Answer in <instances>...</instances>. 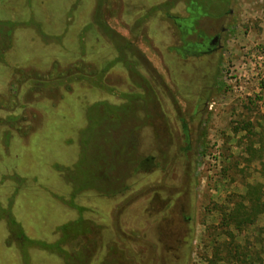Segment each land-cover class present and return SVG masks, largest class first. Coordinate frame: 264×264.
<instances>
[{
  "label": "rangeland",
  "instance_id": "obj_1",
  "mask_svg": "<svg viewBox=\"0 0 264 264\" xmlns=\"http://www.w3.org/2000/svg\"><path fill=\"white\" fill-rule=\"evenodd\" d=\"M203 1L197 30L228 29L205 78L169 50L189 0H0V264H264V212L245 219L244 201L248 184L264 194V104L252 100L250 65L264 46V0ZM205 86L188 178L154 118L161 106L172 114L167 91L188 118ZM161 144L166 171L138 169ZM165 181L183 189L191 216L173 254L148 219L150 186ZM10 217L32 245L6 243Z\"/></svg>",
  "mask_w": 264,
  "mask_h": 264
},
{
  "label": "flooded vegetation",
  "instance_id": "obj_2",
  "mask_svg": "<svg viewBox=\"0 0 264 264\" xmlns=\"http://www.w3.org/2000/svg\"><path fill=\"white\" fill-rule=\"evenodd\" d=\"M189 1L190 5L187 9V12H189L188 18H178L176 16L172 18L177 32L173 35L174 37L177 36V46L176 48H170L169 50L170 52L176 53L179 56V59L189 60L188 62H184L183 66H181L187 70V75H193L198 70H202L201 77L205 78L214 68L213 58L217 57L223 50V41L228 29L221 24H214L211 20L210 22H205L206 26H204L203 30H197L198 25H200V21H202L201 17L206 15V10L201 7L207 5L203 0ZM197 1H200L202 6L198 5ZM190 58L193 59V61H190ZM194 59L196 61H194ZM203 59H206V61L209 62L207 63ZM197 61L201 62L199 68H196L194 64H192ZM203 61L206 64L205 66ZM187 81L191 84L194 80L193 78H185L183 80L184 83ZM207 91L208 87L205 86L200 89V93L196 95V100L189 116L190 118L182 116L180 114L181 109H175L176 101L174 94L171 91H167V95L165 94V97H167L165 102L167 105L170 104L172 106V114L164 112L161 106L160 113L156 116L154 115V123L155 119L158 120L160 118L162 123L160 127H164V130L161 129L162 131H160V128H158L159 126L154 124V133H161V135L168 140L169 149H171V147L175 148L176 144L178 145V149L181 151L180 156L183 158V162H180L181 168L183 169L182 174L188 178L191 177L190 163L193 152L189 132V123L192 122V120L195 121L204 112L207 106ZM163 93H166V91L164 90ZM158 103L160 104L159 101ZM172 116L175 120L173 132L170 128ZM151 118H153V115ZM158 123H160V121ZM156 137L157 135L155 134V136H153V138H155L154 142L156 141ZM160 141L164 143L162 137ZM181 143H183V145ZM162 144L160 148H155L158 153L160 152L158 154L159 158H156L154 155L143 156L138 162V169H146L148 171L153 170L154 172H157L160 168V163L163 162L161 165V173L166 171L167 167L170 166V156H168L169 153L166 155L162 152ZM171 174H173V172L169 173V175ZM150 187L152 195L150 197L151 202L148 206V219L153 222V228L155 229L156 234L161 238H163V236H166L167 238L161 245L160 249L168 254H173L174 251L178 250L182 246L183 243V245H185L187 240H184L183 242L180 241V238L178 237L180 232L190 230L191 224L190 212L187 210L185 204L180 198L184 193L183 189L177 188L175 191L170 190V182L168 181L158 182ZM128 235L126 234L127 239L131 240L133 237H128ZM137 239L138 237L132 239V241H136ZM149 246L152 247V250H159V243L156 241H154V244H149ZM150 255H153V253L151 252Z\"/></svg>",
  "mask_w": 264,
  "mask_h": 264
},
{
  "label": "trees",
  "instance_id": "obj_3",
  "mask_svg": "<svg viewBox=\"0 0 264 264\" xmlns=\"http://www.w3.org/2000/svg\"><path fill=\"white\" fill-rule=\"evenodd\" d=\"M101 8H102V6H97V9H96V14H97L98 17L95 18V19L97 20L96 23H98V24H100V21L98 22L99 18L101 19ZM74 75H75L76 79H80L81 78V79H84V80H87V81L89 80L90 82L93 83V79H91V78H89L87 76H81L80 74H78V75L74 74ZM61 77H62V75H61ZM99 84H100V81H98L97 85H99ZM254 99H257V96H256V98L254 97L252 99L255 102ZM248 124H250V123L248 122ZM262 188H263V186L260 183L248 184L246 186V192H245V197L246 198H244V201L245 200L248 201V203H247L248 208L245 211V213L248 215V217H246L245 219H248L249 221H253L254 219H256L257 215H259L260 213L264 212V194L261 191ZM244 201H243V205H245ZM244 209H246L245 206H244ZM6 211H7L6 209H2V212L6 213ZM239 214H240V212L236 213L237 216ZM235 218H236V216H235ZM224 219H228V217L225 215L224 218H223V221H224ZM7 221L12 226V228H10V232H9V235H8L9 239L7 238V242L6 243L10 244V243L13 242V240L11 241L10 239H14L15 240V238H18V239L21 240V242L28 243V245H32V242L30 241V239H28V237H26L23 234V231L20 228V225L12 217L8 218ZM10 233H11V235H10ZM40 242H41V244H36V245L40 246L41 248L43 247V248H46V249L47 248L50 249V248L53 247V245H49V244H47L44 241H40Z\"/></svg>",
  "mask_w": 264,
  "mask_h": 264
},
{
  "label": "built area",
  "instance_id": "obj_4",
  "mask_svg": "<svg viewBox=\"0 0 264 264\" xmlns=\"http://www.w3.org/2000/svg\"><path fill=\"white\" fill-rule=\"evenodd\" d=\"M250 65L252 70V78L257 79V86L254 88V97L256 103L264 104V46L260 47L254 52L250 58Z\"/></svg>",
  "mask_w": 264,
  "mask_h": 264
}]
</instances>
